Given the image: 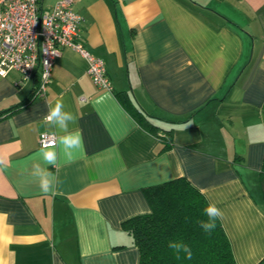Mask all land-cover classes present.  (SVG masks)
<instances>
[{
    "label": "crops",
    "instance_id": "obj_1",
    "mask_svg": "<svg viewBox=\"0 0 264 264\" xmlns=\"http://www.w3.org/2000/svg\"><path fill=\"white\" fill-rule=\"evenodd\" d=\"M44 8L56 0H40ZM79 38L106 66L97 88L70 47L43 95L0 75V264H137L122 222L144 189L183 176L222 210L237 264L264 257V0H73ZM62 101L82 135L66 152L45 121ZM51 132L53 146L38 136ZM170 136L165 149L158 133ZM54 150L56 163L39 159ZM39 163L51 190L32 174Z\"/></svg>",
    "mask_w": 264,
    "mask_h": 264
},
{
    "label": "trees",
    "instance_id": "obj_2",
    "mask_svg": "<svg viewBox=\"0 0 264 264\" xmlns=\"http://www.w3.org/2000/svg\"><path fill=\"white\" fill-rule=\"evenodd\" d=\"M34 96L37 94L32 91L30 98ZM157 136L161 138L162 148L170 146L169 135L159 132ZM258 182L264 195V160ZM144 194L151 214L134 215L121 225L138 249L137 264H237L220 220H216V227L210 233L199 226V221L209 219L204 212L209 203L189 180L175 177L147 186ZM172 244L175 247H170ZM184 245L190 249V257ZM255 264H264V257Z\"/></svg>",
    "mask_w": 264,
    "mask_h": 264
},
{
    "label": "built area",
    "instance_id": "obj_3",
    "mask_svg": "<svg viewBox=\"0 0 264 264\" xmlns=\"http://www.w3.org/2000/svg\"><path fill=\"white\" fill-rule=\"evenodd\" d=\"M84 17L74 12L73 0H56L44 8L40 0H0V72L18 73L17 84L36 78L37 95L45 93L53 63L70 47L86 59L87 75L97 88L112 87L100 57L86 49L78 37ZM56 136L41 132L38 144L53 146Z\"/></svg>",
    "mask_w": 264,
    "mask_h": 264
},
{
    "label": "clouds",
    "instance_id": "obj_4",
    "mask_svg": "<svg viewBox=\"0 0 264 264\" xmlns=\"http://www.w3.org/2000/svg\"><path fill=\"white\" fill-rule=\"evenodd\" d=\"M261 67L264 68V65H261ZM0 75H4V73L0 72ZM45 121L54 125L58 130L64 133V135L60 137V143L63 145L66 152L82 150L83 141L81 133L79 131H68L69 123H75L76 117L73 113L64 110V104L62 101H57L54 106H49V111L45 116ZM39 159L48 164L54 165L57 160V154L54 150L42 148L39 153ZM0 164H3L2 160H0ZM32 174L40 177V188L43 192L47 193L51 190V182L48 179L50 174L47 173L45 169L41 168L39 163L33 166ZM204 212L209 219L207 222L199 221V226L206 233H210L216 227V220L222 218L223 212L214 203H210L205 208ZM140 214H151V209H143ZM170 247H175V245L172 244ZM184 251L187 252L190 257L191 252L187 245H184Z\"/></svg>",
    "mask_w": 264,
    "mask_h": 264
}]
</instances>
